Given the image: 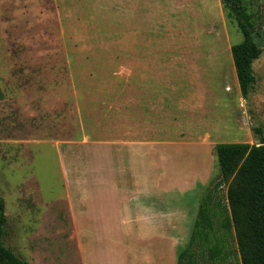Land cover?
<instances>
[{
    "label": "rangeland",
    "instance_id": "obj_1",
    "mask_svg": "<svg viewBox=\"0 0 264 264\" xmlns=\"http://www.w3.org/2000/svg\"><path fill=\"white\" fill-rule=\"evenodd\" d=\"M241 23L261 49L246 97ZM261 142L264 0H0L2 241L21 260L177 264L202 199L225 200L216 147ZM140 183L158 205L125 204Z\"/></svg>",
    "mask_w": 264,
    "mask_h": 264
},
{
    "label": "trees",
    "instance_id": "obj_2",
    "mask_svg": "<svg viewBox=\"0 0 264 264\" xmlns=\"http://www.w3.org/2000/svg\"><path fill=\"white\" fill-rule=\"evenodd\" d=\"M240 10L241 8L237 7ZM243 37L231 47L240 91L248 94L252 80L251 65L261 54L248 25L239 24ZM217 162L220 180L214 192L227 185L224 202L206 195L197 211L187 245L177 256V264H197L206 252V262L223 264L232 255L228 249L233 239L236 264H264V143L257 146L218 145ZM7 218L0 195V264H29L4 246Z\"/></svg>",
    "mask_w": 264,
    "mask_h": 264
},
{
    "label": "crops",
    "instance_id": "obj_3",
    "mask_svg": "<svg viewBox=\"0 0 264 264\" xmlns=\"http://www.w3.org/2000/svg\"><path fill=\"white\" fill-rule=\"evenodd\" d=\"M157 154V152H156ZM141 156V155H140ZM144 156V155H142ZM158 155H156L157 157ZM135 162V161H134ZM136 163L140 164L141 166L139 167H134L136 174L139 176L140 174H138V169H142V164H141V160L137 161ZM135 163V164H136ZM150 163V161H149ZM112 169H109L111 172V175L113 176V181L110 180V178L108 177V185L109 187H114V188H119V185H124L123 183V178L122 176L117 177L115 175V172ZM97 169H90L89 170V174L90 177L88 179V184L87 185H93L94 187H96L97 183H99V181L101 182V180L99 178H97V175H99V173H96ZM101 170V169H99ZM88 172V171H87ZM98 181V182H96ZM141 184V183H140ZM87 185H74L76 193L78 194V197L75 198V200L67 197L68 202L70 203L71 206L73 205H85L86 200L90 199V197L87 198V195H90L91 191H89V189H87ZM141 187H138L137 185H132L131 186V191L125 194L124 198L125 199H129L125 201V204H129V205H134V204H148V205H158L162 198L158 197V195L156 196V194H148L146 191H144V186L145 184H141ZM100 186V185H97ZM185 188L189 185H184ZM156 187V185H155Z\"/></svg>",
    "mask_w": 264,
    "mask_h": 264
}]
</instances>
